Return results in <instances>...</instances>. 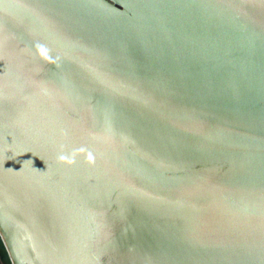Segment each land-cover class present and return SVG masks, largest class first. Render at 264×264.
<instances>
[{"label": "water", "instance_id": "water-1", "mask_svg": "<svg viewBox=\"0 0 264 264\" xmlns=\"http://www.w3.org/2000/svg\"><path fill=\"white\" fill-rule=\"evenodd\" d=\"M0 237L264 264V0H0Z\"/></svg>", "mask_w": 264, "mask_h": 264}, {"label": "trees", "instance_id": "trees-1", "mask_svg": "<svg viewBox=\"0 0 264 264\" xmlns=\"http://www.w3.org/2000/svg\"><path fill=\"white\" fill-rule=\"evenodd\" d=\"M0 258L3 262V264H11V261L9 259L8 253L4 247V244L2 242V239L0 237Z\"/></svg>", "mask_w": 264, "mask_h": 264}]
</instances>
